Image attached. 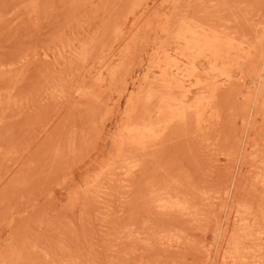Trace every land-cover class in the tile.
<instances>
[{
    "label": "rangeland",
    "instance_id": "1",
    "mask_svg": "<svg viewBox=\"0 0 264 264\" xmlns=\"http://www.w3.org/2000/svg\"><path fill=\"white\" fill-rule=\"evenodd\" d=\"M0 264H264V0H0Z\"/></svg>",
    "mask_w": 264,
    "mask_h": 264
},
{
    "label": "bare ground",
    "instance_id": "2",
    "mask_svg": "<svg viewBox=\"0 0 264 264\" xmlns=\"http://www.w3.org/2000/svg\"><path fill=\"white\" fill-rule=\"evenodd\" d=\"M232 4V3H231ZM235 4V3H234ZM250 5V4H249ZM217 8V7H216ZM215 9V8H214ZM213 10V9H212ZM217 16V15H216ZM214 21V20H213ZM166 204V203H165ZM186 210V209H185ZM199 225V224H198ZM206 252V251H205Z\"/></svg>",
    "mask_w": 264,
    "mask_h": 264
}]
</instances>
